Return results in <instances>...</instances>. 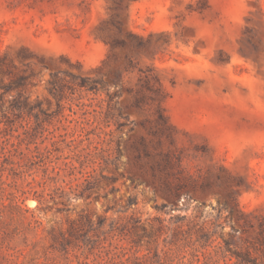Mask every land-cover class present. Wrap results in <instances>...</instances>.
<instances>
[{
    "label": "rangeland",
    "instance_id": "rangeland-1",
    "mask_svg": "<svg viewBox=\"0 0 264 264\" xmlns=\"http://www.w3.org/2000/svg\"><path fill=\"white\" fill-rule=\"evenodd\" d=\"M2 152L0 264H264V0H0Z\"/></svg>",
    "mask_w": 264,
    "mask_h": 264
},
{
    "label": "trees",
    "instance_id": "trees-1",
    "mask_svg": "<svg viewBox=\"0 0 264 264\" xmlns=\"http://www.w3.org/2000/svg\"><path fill=\"white\" fill-rule=\"evenodd\" d=\"M6 153L2 152V154L0 155V223H2V217H3V213L5 211V209L11 205L12 203L15 204L16 206H19L20 204H24L25 200L27 197H23V194H25L26 191H20V189H15L8 191L7 190V185L11 186V183H8L3 177H4V173L7 171L8 175L7 177H14L17 166H18V162L14 161V160H7L6 158ZM7 164H9V167L7 166ZM89 179L85 178L84 181L87 182ZM84 182V183H85ZM87 189H84L83 191H81L80 193H78V197L81 198H86L89 196V193L86 191ZM20 192V193H19ZM32 198L37 199L39 202L42 201L41 197L38 195H33ZM6 200H8V203L6 202ZM70 201V197H68L66 199V201L64 202V206L67 207V205L69 204ZM69 208V207H68ZM75 221V220H74ZM0 229H3V226H0ZM69 231L73 232L74 227L70 226ZM4 239L2 240V242L5 241V235ZM65 240H68V238H66ZM244 256V255H243ZM246 257H243L242 259L245 260Z\"/></svg>",
    "mask_w": 264,
    "mask_h": 264
},
{
    "label": "bare ground",
    "instance_id": "bare-ground-1",
    "mask_svg": "<svg viewBox=\"0 0 264 264\" xmlns=\"http://www.w3.org/2000/svg\"><path fill=\"white\" fill-rule=\"evenodd\" d=\"M35 201L31 200L30 203H34Z\"/></svg>",
    "mask_w": 264,
    "mask_h": 264
}]
</instances>
